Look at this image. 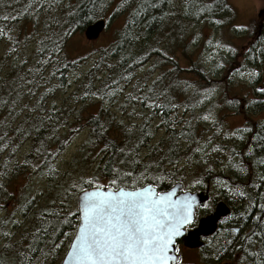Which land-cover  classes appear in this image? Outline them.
<instances>
[{
  "label": "trees",
  "instance_id": "1",
  "mask_svg": "<svg viewBox=\"0 0 264 264\" xmlns=\"http://www.w3.org/2000/svg\"><path fill=\"white\" fill-rule=\"evenodd\" d=\"M110 4L111 0H0V44L4 43L9 52L16 50L19 36H26L28 28L39 29L31 61L11 66L0 78L2 84L12 85L0 108V213L3 203H8L6 198L14 199L13 185L27 172L46 180L45 190L37 197L23 193L27 186H22V201L15 212L30 229L14 242L4 240L1 258L10 264H54L60 260L76 225V217L68 213L76 212L75 201L81 189L93 188L81 183L84 178L75 186L66 185L67 177L59 178L54 168L57 156L72 137L71 127L78 124L88 130L78 161L82 158L85 163L102 155L93 169L95 176L110 181L114 176L111 169L117 168L121 173H133L120 181L121 187L131 185L138 174L144 173V178L136 181L137 187L154 183L163 192L180 183L185 190L207 193L214 204L223 202L231 211L219 259L236 257L238 264H264V122H255L257 112L253 111L246 114L244 127L232 133L225 129L224 137L220 136V120L206 122L203 112L196 114L206 107L208 113L215 110L213 104L200 108L201 89L212 83V72L187 55L189 26L199 29L193 44L195 51L203 48L201 39L207 41L213 32L220 34L223 28H234V12L226 0H126L115 13L124 15L122 27L114 41L99 53L97 66L105 64L103 79L80 90L74 104L46 109V100L63 87L69 66L65 56L63 63L57 62V55L75 33L102 19ZM14 29L18 33L12 35ZM204 30L209 33L205 35ZM235 30L241 37L248 35L247 28ZM176 51L187 67H179L172 59ZM218 60L216 78H227L224 101H229L225 115H239L252 108L248 101L254 100L249 92L239 98L232 79L239 81L244 73L260 67L264 40L258 45L251 41L245 50L234 54L221 53ZM147 64H151L153 72L163 69V73L159 71L149 83L136 81L138 70ZM45 82L49 83L47 87ZM189 84L192 88L187 91ZM126 89L128 93L122 96ZM231 94L234 99H230ZM148 95L165 107H146V100L140 97ZM23 99L37 101L32 108L23 107L24 116L17 110ZM91 102L107 109L100 107L96 115L80 124L82 111L73 109ZM109 107L116 108L114 114H126L127 118L118 121ZM144 132L150 135L144 136ZM24 143H29L30 150L19 162L15 151ZM136 160L139 163H134ZM158 175H164V179L155 180ZM195 180L200 183L195 184ZM208 212L198 208L196 215ZM11 217L1 218L2 226L9 225Z\"/></svg>",
  "mask_w": 264,
  "mask_h": 264
},
{
  "label": "rangeland",
  "instance_id": "2",
  "mask_svg": "<svg viewBox=\"0 0 264 264\" xmlns=\"http://www.w3.org/2000/svg\"><path fill=\"white\" fill-rule=\"evenodd\" d=\"M125 1L126 0H111L110 7L104 13V16L102 18L106 22V27L96 41L89 42L84 38L82 32L75 33L69 40L66 48L62 50V52H60L61 54L59 53L57 55L55 59L57 62L63 63L65 61L64 59L66 58V60L69 62V66L67 67L65 76L66 78L63 87L59 88L56 93H54L53 97H50L46 100V109H59L62 106L66 107V104H74L75 100L78 101V92L80 90H85L86 87L94 85V83L99 82L103 79L105 64L97 66L99 53L102 49L108 47V45H110L114 41L117 31H119V29L123 25L124 15L120 16V13H115L116 10L122 9L123 3ZM226 1L231 6L234 12V28H223L220 34H217V32H213V35L207 41L205 39H201L200 43L205 44L202 46V49H197L195 51L193 44L195 38L199 35V29L197 30L196 26H189V49L187 54L188 56H191L192 61L194 60L197 63H202L208 71L212 72V83L201 89V96L203 97V100L200 105V108L203 105L205 106L208 104H213L215 110L208 113V111H205L207 110L206 107L204 108V110L198 111L196 114L198 115L199 113L203 112V117L209 116L208 120L203 119L206 122H216L217 120H220L222 122L221 124L223 127L218 134L223 137V132L225 129L232 133L236 129L244 127V123L247 119V116L253 113V111L257 112V115L255 116L254 114L253 116L254 121L257 123L264 122V93H255V90L259 87L264 88V60L261 62L259 68L244 73L239 81L229 77L232 79L233 84H235L236 91L238 90V93L236 94L237 96H239V98H245L243 96L245 95V93H247L248 95L249 92L250 95L248 96L252 98L255 103L257 102L253 105V101L249 100L248 103L252 106V108L247 111L243 110L242 113H239V115L226 117L225 105L229 101V99L226 101V103L224 101L226 97L225 82L227 81V78H225L223 75L221 77L216 78V74L220 68L218 60L219 54L224 53V55L227 56L228 54H234L237 51L245 50L249 46V43L254 40L259 25H263L262 33L264 35V0ZM236 28H247L248 35H245V37L237 35L235 33ZM19 30L20 26H18V31ZM203 32L205 33V35L209 33L205 30ZM16 33L18 32H16L14 29L12 35H15ZM37 37H39V29L31 30L30 28H28L26 36H19V43L16 50L11 49V51L9 52V48L4 43L0 44V58L2 59L0 61V68L2 70L0 73L1 79H3L6 73L9 72L11 66H16L18 64L27 63L31 61L32 51L34 49V44ZM207 45L208 47H206ZM62 56H65V58L62 59ZM172 59H174L178 63L179 67H187L185 60L182 58L179 52L176 51ZM240 61L241 59H239V62ZM159 71L160 74L163 73V69ZM159 71L153 72L151 70V64H147L146 66L138 70L135 80L149 83L150 81L155 79ZM252 72L256 73L254 77L249 76V74ZM257 78L258 82L254 84V80ZM252 83L253 85L251 86L250 84ZM45 84L47 87L49 83L45 82ZM52 84L57 85L56 82H52ZM191 88L192 85L189 84L187 85L186 90L190 91ZM10 89H12L11 83L8 82V84H2L0 81V108H2L1 102H5L8 98L7 95H10L7 94V91H9ZM40 89L45 90L44 88ZM128 91L129 89L124 90L122 96H125ZM232 96L233 94H231L230 99H234ZM35 99H23L20 101V109L18 108L17 110H19L22 116H24L26 113L23 107L32 108L37 102ZM83 106L86 107L82 108ZM100 107L107 109V106H100L99 103L95 104L94 102H91L86 105H77L74 107L73 110L75 112H78L79 110L82 111V115L80 117L81 124L84 119L88 118L91 115H96ZM109 108V112L113 113V115L118 121L121 122V120L124 119V116H126L127 118L126 114H114V112H117L115 107ZM6 113L8 114L9 112L5 111L4 114ZM154 126H156V124H154ZM61 127L63 128L62 125ZM80 127L81 125L78 126V124H75L71 127V129L73 130L72 137L70 138L67 147H65L57 156L54 168L58 172L59 178L64 180L63 175L67 177L64 181L65 184L68 186H70L71 184H74L72 186H75L76 183L78 184V180L80 178H84L86 180L89 178H93V180L95 179V184L108 185V179L100 176H95L93 172V169L97 166L100 158L102 157L101 154L97 158L96 156L91 157L89 160L85 161V163H82V158H80L78 161L80 149L88 138V130ZM61 133H63V131ZM29 150V143H24L15 151V158L19 162H21L25 158ZM30 174L31 172H27V175L24 179L20 180L17 185H13L14 199L9 200V198H6V200H8V203H3L4 210L2 211V213H0V250H2L5 245L4 240L9 239L10 242H14L15 240H18L22 233H25L28 229H30L28 228V223L21 216H19V214L15 212L17 205L20 204L22 201L20 196L21 188L22 186H27L23 188V193L27 194L28 196L37 197L42 191L45 190L46 187V180L43 176ZM183 190L191 192V190ZM210 198L211 199L207 203L209 207L207 209L201 208L206 211H209L208 214L211 213L214 209V206L219 203L216 202L214 204L212 197ZM10 216H12L10 224L6 227L2 226L1 218H9ZM204 216L205 215H196V223L199 218H202ZM4 222H6V220ZM227 222L228 221L221 225V228L219 229L217 235L210 240L207 248L201 251H187L180 248L178 252L181 258L180 264H238L236 257H234L233 259H219V257L223 253L222 247L225 246V243H222L221 241L224 239L223 236L227 226ZM68 246L65 248L60 260L56 261V263L54 264L61 263ZM1 256L2 255L0 254V264H10L8 259L1 258ZM48 264H51V262H48Z\"/></svg>",
  "mask_w": 264,
  "mask_h": 264
},
{
  "label": "snow or ice",
  "instance_id": "3",
  "mask_svg": "<svg viewBox=\"0 0 264 264\" xmlns=\"http://www.w3.org/2000/svg\"><path fill=\"white\" fill-rule=\"evenodd\" d=\"M255 75V72L249 74L250 77ZM152 91L153 88L149 87L148 92ZM256 91L264 93V88ZM130 99L136 100L137 97L131 96ZM140 99L146 100L149 109L165 107L156 103L152 95ZM202 119L208 120L209 116ZM143 135L149 136L150 133L144 132ZM169 163L173 162L169 160ZM111 171L114 176L108 185L94 184L93 178L81 180L94 190L81 189L83 194L78 199L77 211L68 213L69 217H76V225L63 264H177L178 258L172 255L176 239L195 225V210L207 209L209 205L197 203L187 193L176 198L174 191L158 192L154 183L137 187L136 181L143 179L144 173L138 174L131 185L121 187L120 181L132 177L133 173H121L117 168ZM163 179L164 175L155 177V180Z\"/></svg>",
  "mask_w": 264,
  "mask_h": 264
},
{
  "label": "water",
  "instance_id": "4",
  "mask_svg": "<svg viewBox=\"0 0 264 264\" xmlns=\"http://www.w3.org/2000/svg\"><path fill=\"white\" fill-rule=\"evenodd\" d=\"M105 27H106V22L103 19H100L86 26L82 33H83L84 38L87 41L93 42L99 38V36L104 31ZM93 190L94 189L91 188V189H87L84 191H93ZM155 190L158 191L156 188ZM168 191H174L176 198L183 197L186 193L190 194L192 197L195 198L197 203H207L209 199L207 193H204V192L184 191L183 186L180 183L174 184L168 190L163 191V192H168ZM82 194L83 193L80 192L77 195L76 211L78 207V199L82 196ZM230 213H231L230 208L226 206L225 203L219 202L215 205L214 210L211 214L204 216L202 218H199L197 220V224L195 228L191 230H185L184 234L181 237H178L176 239L175 246H174L175 250L172 252V255L178 258L177 264L179 263V256L176 254V243L178 241H181L183 246L187 249H190V250L201 249L204 246L202 239H206L210 236H213L217 232L218 224L220 220L229 217ZM69 248H70V243H69L67 251L64 254L60 264H63L64 258L66 257V254Z\"/></svg>",
  "mask_w": 264,
  "mask_h": 264
},
{
  "label": "flooded vegetation",
  "instance_id": "5",
  "mask_svg": "<svg viewBox=\"0 0 264 264\" xmlns=\"http://www.w3.org/2000/svg\"><path fill=\"white\" fill-rule=\"evenodd\" d=\"M262 26H263V25H259V26H258V28H257V32H256V35H255V38H254V40H253L254 43H255L256 45H258L262 40H264V35H263V33H262ZM259 88H260V87H259ZM214 207H215V206H214ZM213 210H214V209H213ZM212 212H213V211H212ZM212 212H211V213H212ZM211 213H209V214H211ZM209 214H207V215H209ZM207 215H205V216H207ZM226 221H228V217H227V218H224V219H222V220H220V222H219V224H218L217 232H216L213 236H210V237H208V238H206V239H202V240H203V243H204V246H203L201 249H195V250L187 249V248H185V247L183 246V244H182L181 241H178V242L176 243V254L179 256V263H178V264H180V262H181L180 255L178 254L180 248H182V249H184V250H187V251H201V250L207 248V247H208V243L210 242V240H211L212 238H214V237L217 235L219 229L221 228V225H222L223 223H225ZM196 224H197V223H196ZM196 224H195L194 226H192V227L186 229V230H191V229L195 228V227H196ZM232 230L236 231V228H232Z\"/></svg>",
  "mask_w": 264,
  "mask_h": 264
},
{
  "label": "bare ground",
  "instance_id": "6",
  "mask_svg": "<svg viewBox=\"0 0 264 264\" xmlns=\"http://www.w3.org/2000/svg\"><path fill=\"white\" fill-rule=\"evenodd\" d=\"M200 15V14H199Z\"/></svg>",
  "mask_w": 264,
  "mask_h": 264
}]
</instances>
